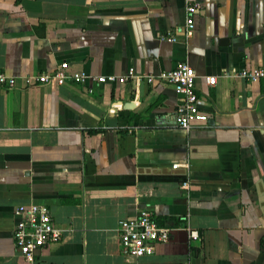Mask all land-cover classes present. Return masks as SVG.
<instances>
[{"label": "crops", "instance_id": "crops-1", "mask_svg": "<svg viewBox=\"0 0 264 264\" xmlns=\"http://www.w3.org/2000/svg\"><path fill=\"white\" fill-rule=\"evenodd\" d=\"M178 60L208 116L189 130L173 84L146 78ZM63 61L127 78L23 77ZM255 66L264 0H0V70L16 76L0 87V264H264V76L239 73ZM30 202L62 233L27 260L12 229ZM139 208L173 228L153 253L125 256L117 222Z\"/></svg>", "mask_w": 264, "mask_h": 264}, {"label": "built area", "instance_id": "built-area-1", "mask_svg": "<svg viewBox=\"0 0 264 264\" xmlns=\"http://www.w3.org/2000/svg\"><path fill=\"white\" fill-rule=\"evenodd\" d=\"M198 6L197 2L186 6L187 31L193 27L191 12ZM176 36L169 34L167 38L174 40ZM66 62L63 61L53 70L42 71L33 75H24L26 82L65 84L68 82L85 83L86 80L97 82L126 80V75L89 74L83 71H67ZM131 71V69H130ZM247 80H257L264 76V69L259 66L242 68L239 72ZM147 79H159L171 82L178 94L174 118L176 124L189 130L195 122H205L207 114L198 107V94L194 87L195 72L193 67L185 60H178L167 70L157 75H146ZM207 81L213 83L215 76H207ZM16 83V76L0 70V87H12ZM16 216L12 229L13 244L17 252L27 260L34 258L36 249L61 237V228L54 222L48 207L41 203H20L15 207ZM173 226L161 223L148 208H139L136 214L121 217L117 222L119 249L123 255L142 256L155 251L157 244L166 242ZM190 236L196 237V230H190Z\"/></svg>", "mask_w": 264, "mask_h": 264}, {"label": "water", "instance_id": "water-1", "mask_svg": "<svg viewBox=\"0 0 264 264\" xmlns=\"http://www.w3.org/2000/svg\"><path fill=\"white\" fill-rule=\"evenodd\" d=\"M129 103H130V101L123 102L124 107H126V105H129Z\"/></svg>", "mask_w": 264, "mask_h": 264}]
</instances>
